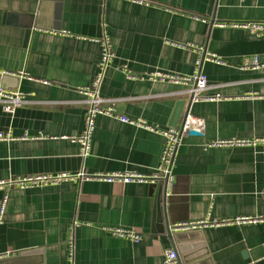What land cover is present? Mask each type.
Returning a JSON list of instances; mask_svg holds the SVG:
<instances>
[{
    "label": "crops",
    "instance_id": "0c3cea01",
    "mask_svg": "<svg viewBox=\"0 0 264 264\" xmlns=\"http://www.w3.org/2000/svg\"><path fill=\"white\" fill-rule=\"evenodd\" d=\"M0 0V72L18 78L21 104L0 102V264H162L175 248L182 264H264V221L172 231L207 218L264 217V150L216 146L264 138V36L217 23L262 21L264 0ZM113 60L100 88L105 106L158 129L174 127L177 103L192 85L151 77L191 75L209 87L185 105L205 121L186 135L167 184L82 178L21 188L22 176L137 172L152 174L165 137L151 128L99 115L89 156L73 138L86 128V96L99 70L101 40ZM214 54L221 62L210 60ZM260 65L243 68L246 57ZM105 227L136 229L135 243ZM173 232V238L169 234Z\"/></svg>",
    "mask_w": 264,
    "mask_h": 264
},
{
    "label": "built area",
    "instance_id": "2783aa9c",
    "mask_svg": "<svg viewBox=\"0 0 264 264\" xmlns=\"http://www.w3.org/2000/svg\"><path fill=\"white\" fill-rule=\"evenodd\" d=\"M139 3H147L146 0H132ZM246 1V0H241ZM221 27H235L249 30L252 34L262 37L264 36V22L262 21H242V22H228L217 23ZM207 58L221 62L220 59L214 54H207ZM113 60V46L108 36H105L101 40V60L99 63V70L94 78L92 84L87 87H83L80 91L86 96V113L85 121L86 128L82 135L73 138L74 141L80 145V155L83 158H87L92 148V138L96 129V118L99 115L116 116L122 122L134 124L141 127L151 128L161 133L165 137V146L161 154L160 163L157 169L150 175H144L137 172H118V173H96L87 174L82 171L78 174H42L35 176H22L10 180L9 183L15 184L21 188H33L37 186H45L52 184H59L69 180H79L82 178L105 180L109 182L121 181L124 183L130 182H145V183H156L159 181H167L169 186H172L175 182V176L172 173V167L177 152V148L186 135H190L191 131H196L200 135H203L206 129L205 121L202 118L196 117L189 113L181 125L177 127H170L167 129H158L154 126L147 124L144 120H134L127 116L118 114L114 106H105L107 100L100 96V88L105 78L107 69L109 68ZM200 61H197V68L191 75H179L170 74L164 72H157L151 75L154 79H159L167 82H174L183 85H192L190 90L187 91L189 95L193 94V102L199 100H216L221 98L219 95L216 96H204L203 92L209 87L207 76L199 70ZM260 65L258 57H246L242 63L243 68H254ZM23 96L17 92H6L0 89V102L4 104L7 111H13L16 106L22 103ZM0 139L3 136L0 134ZM211 145L216 146H261L264 150V138L255 139H234V140H220ZM5 185V182H0V187ZM264 221V217L257 218H236V219H224L218 220L213 218H207L205 220L197 222H186L176 224L172 226V231L179 230H196L204 227H220L232 223L239 222H257ZM75 224L71 226L69 233V260L70 264H74V250H75V238H74ZM105 231L127 239L131 242L138 243L142 240L143 235L133 228L123 227H105ZM162 264H182L179 253L175 248H168L164 252V260Z\"/></svg>",
    "mask_w": 264,
    "mask_h": 264
},
{
    "label": "water",
    "instance_id": "95a60500",
    "mask_svg": "<svg viewBox=\"0 0 264 264\" xmlns=\"http://www.w3.org/2000/svg\"><path fill=\"white\" fill-rule=\"evenodd\" d=\"M18 78H14V76H12V74H8V73H2L0 72V89L3 90H10V89H17V83L15 84H11L9 83L10 81L12 82H18L17 80ZM193 94H191L189 97V100H181L177 103L174 115L172 117L171 120V125L174 127H177L180 120H181V116L183 115V110L186 104H188V108L190 107V105L193 103ZM189 114V111H187V113L185 114V117ZM184 117V119H185ZM184 121V120H183ZM190 135H200L198 132L196 131H191ZM163 185H164V190L165 193L167 192V181H163ZM169 234L170 236L173 238V232L171 231V229L169 228Z\"/></svg>",
    "mask_w": 264,
    "mask_h": 264
}]
</instances>
